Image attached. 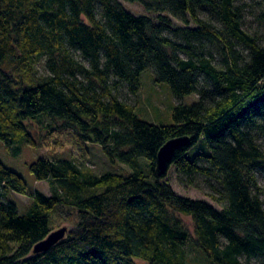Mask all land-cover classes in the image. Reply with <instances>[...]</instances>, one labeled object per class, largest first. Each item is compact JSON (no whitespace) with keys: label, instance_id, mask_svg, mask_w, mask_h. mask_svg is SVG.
<instances>
[{"label":"trees","instance_id":"obj_1","mask_svg":"<svg viewBox=\"0 0 264 264\" xmlns=\"http://www.w3.org/2000/svg\"><path fill=\"white\" fill-rule=\"evenodd\" d=\"M126 1L147 13L120 0H0L7 152L37 145L30 122L46 116L130 169L97 175L68 158H39L30 169L53 183L52 194L35 190L21 214L7 196L28 194L27 182L0 160V264H187L188 244L210 264H264V31L245 27L254 6L264 25V0ZM40 60L47 75L38 76ZM150 67L177 98L199 94L176 105L169 125L140 118L120 96L137 95ZM182 137L188 143L161 175V147ZM173 166L183 184L207 181L220 207L176 192ZM56 213L72 223L68 233L33 252L55 231Z\"/></svg>","mask_w":264,"mask_h":264},{"label":"rangeland","instance_id":"obj_2","mask_svg":"<svg viewBox=\"0 0 264 264\" xmlns=\"http://www.w3.org/2000/svg\"><path fill=\"white\" fill-rule=\"evenodd\" d=\"M122 4L130 11L136 14H144L147 11L138 2H128L120 0ZM253 0H248L251 4ZM253 9V10H252ZM252 12L247 13L245 27L251 32L262 33L264 25H262L258 17L259 7L254 6ZM250 10V8H249ZM205 15V14H204ZM203 15V16H204ZM175 25L184 26L185 24L179 19L173 18ZM191 26L194 24L191 22ZM171 34L170 31H167ZM221 55L216 51V61L221 62ZM38 76L47 75V70L44 68V61L40 60L38 65ZM140 90L137 95H130L126 89L121 91V97L135 104L136 113L140 118L156 124L169 125L174 122L173 111L176 105L191 103L199 100V94L191 93L182 98H177L173 94L169 84L165 82H156V71L150 67L141 74ZM37 145H29L27 143L21 144V151L17 155H10L2 141H0V160L4 165L10 169L15 170L22 177L25 178L28 185V194H19L17 192H10L7 199L17 204V209L21 214L28 211V206L31 201L30 194L39 189L44 193L52 194V182L49 180L39 181L36 179L30 169L33 161L39 158L47 157L50 160L71 159L79 164L84 171H89L95 174L104 172H129L130 169L120 161L111 162L109 157L103 152L102 146L93 142H81L76 133L64 126V122L60 120H50L46 116H42L37 120L30 122ZM259 142L264 146V135L258 136ZM169 181H171L176 192L183 196H189L193 199L199 198L212 202L216 207H220L218 203L213 201L208 195L210 186L202 177H197V184L182 183L177 176V170L173 166L170 169ZM260 185L264 189V169L259 172ZM216 183V182H215ZM54 229L55 231L62 227H71L72 223L66 221L58 213L54 215ZM184 220L189 224L191 231H193V224L189 217H184ZM188 261L187 264H210L205 255H203L194 245L188 244ZM246 257L244 258V260ZM251 264H263L260 258L248 259ZM139 264H149L147 261H139Z\"/></svg>","mask_w":264,"mask_h":264},{"label":"water","instance_id":"obj_3","mask_svg":"<svg viewBox=\"0 0 264 264\" xmlns=\"http://www.w3.org/2000/svg\"><path fill=\"white\" fill-rule=\"evenodd\" d=\"M188 141V137L172 138L161 147V150L157 156V171H159L161 175L168 171L169 166L172 164V158L175 152L181 149L182 145L187 144ZM68 230L69 229L67 227H62L56 231H53L47 236L46 239L36 244L33 252H47V250L58 244V242L66 236Z\"/></svg>","mask_w":264,"mask_h":264}]
</instances>
